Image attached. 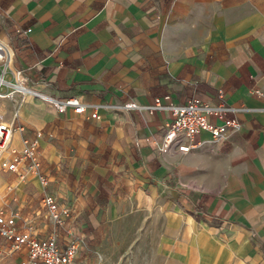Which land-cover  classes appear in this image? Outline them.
I'll return each mask as SVG.
<instances>
[{
  "label": "crops",
  "instance_id": "crops-1",
  "mask_svg": "<svg viewBox=\"0 0 264 264\" xmlns=\"http://www.w3.org/2000/svg\"><path fill=\"white\" fill-rule=\"evenodd\" d=\"M0 38L43 93L99 105L92 117L0 99L11 148L36 141L40 161L39 173L0 167V209L20 231L82 237L72 264H264V0H0ZM221 91L241 129L202 131L188 153L160 150L168 110L120 106ZM46 193L71 205L63 225ZM25 259L0 236V264Z\"/></svg>",
  "mask_w": 264,
  "mask_h": 264
},
{
  "label": "built area",
  "instance_id": "built-area-1",
  "mask_svg": "<svg viewBox=\"0 0 264 264\" xmlns=\"http://www.w3.org/2000/svg\"><path fill=\"white\" fill-rule=\"evenodd\" d=\"M31 31V27L16 30L21 35H27ZM13 56V48L0 38V65H2L0 68V99L11 98L18 106L26 95H37L52 102L60 112L72 109L75 113L81 114L88 106H91L90 115L97 117L98 104L87 103L77 95L57 98L33 86L21 69L12 67ZM2 87L6 90L2 91ZM255 93L264 94L260 88H256ZM220 96L221 100L218 102H213L200 95L190 97L183 102H175L170 94H166L163 97H156L148 104L131 99L120 106L128 110H168L171 113V119L160 150L188 153L199 145L197 134L202 131H209L215 139L224 141L232 132L241 129L239 119L228 115L235 108L227 103L223 91L220 92ZM15 115H18L17 108ZM15 131L13 123L0 114V154L8 151L6 157L0 158L2 159L1 166L19 173L21 168L39 173L40 161L36 151V141L23 139L24 147L21 151L11 148ZM40 178L42 182H46L44 176L40 175ZM42 201L49 218L54 223L63 225L71 214V205H60L50 193H46ZM0 236L10 241L14 248H26L27 259L23 261V264L31 262L33 264H72L83 243V238L71 231L63 244L58 241L56 232L39 238L29 232L20 231L16 224L15 213H8L5 208L0 209Z\"/></svg>",
  "mask_w": 264,
  "mask_h": 264
},
{
  "label": "rangeland",
  "instance_id": "rangeland-1",
  "mask_svg": "<svg viewBox=\"0 0 264 264\" xmlns=\"http://www.w3.org/2000/svg\"><path fill=\"white\" fill-rule=\"evenodd\" d=\"M2 91L6 90L5 87H2L1 88ZM1 163H2V159H0V167H1ZM3 203V197H2V193H0V206L2 205Z\"/></svg>",
  "mask_w": 264,
  "mask_h": 264
},
{
  "label": "bare ground",
  "instance_id": "bare-ground-1",
  "mask_svg": "<svg viewBox=\"0 0 264 264\" xmlns=\"http://www.w3.org/2000/svg\"><path fill=\"white\" fill-rule=\"evenodd\" d=\"M8 154V151H4L3 153L0 154V158L6 157Z\"/></svg>",
  "mask_w": 264,
  "mask_h": 264
}]
</instances>
